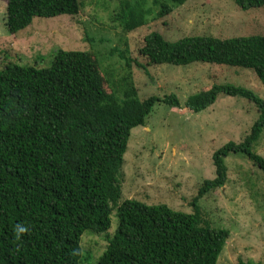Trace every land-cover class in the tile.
I'll list each match as a JSON object with an SVG mask.
<instances>
[{
    "label": "trees",
    "instance_id": "1",
    "mask_svg": "<svg viewBox=\"0 0 264 264\" xmlns=\"http://www.w3.org/2000/svg\"><path fill=\"white\" fill-rule=\"evenodd\" d=\"M147 1L120 0L113 19L125 32L143 26L151 13ZM233 1L242 11L264 8V0ZM5 2L4 25L11 35L34 17L75 16L80 10L79 0ZM169 12L162 3L157 17ZM86 54L57 49L45 68L8 63L0 69V264H81L84 232L107 234L111 229L93 264H216L228 231L203 222L197 208L188 214L162 204L121 201L130 131L144 126L158 99H138L129 82L125 89L105 92ZM139 55L150 65L203 62L244 68L264 84V36H187L171 42L150 32ZM219 94L252 102L258 118L242 142H229L213 153L215 178L203 182L194 203L225 185L223 159L231 153L245 155L264 175V159L251 151L264 132V100L245 88L214 84L190 95L184 108L201 112ZM163 102L180 107L174 95ZM41 121L65 125V130L55 141L39 145Z\"/></svg>",
    "mask_w": 264,
    "mask_h": 264
},
{
    "label": "rangeland",
    "instance_id": "2",
    "mask_svg": "<svg viewBox=\"0 0 264 264\" xmlns=\"http://www.w3.org/2000/svg\"><path fill=\"white\" fill-rule=\"evenodd\" d=\"M5 1L0 0V69L8 63L45 68L57 49L81 51L94 63L105 92L125 89L129 82L138 99H158L144 126L130 131L120 177L121 201L162 204L188 214L197 208L203 222L228 231L216 264H236L238 260L264 264V175L245 155H227L223 159L225 185L194 203L203 182L215 178L213 153L229 142L244 140L258 118L256 106L240 96L219 94L201 112L184 108L190 95L214 84L245 88L264 100V84L244 68L203 62L150 65L139 55L150 32L171 42L187 36H264V8L242 11L233 0H185L178 6L169 0L156 4L148 0L151 13L145 24L125 32L113 19L120 0H79L77 15L34 17L29 26L11 35L4 25ZM162 3L170 12L157 17ZM170 95L180 107L163 102ZM64 130L65 125L41 121L36 141L39 145L55 141ZM251 151L264 159V132ZM112 232H84L81 264H93Z\"/></svg>",
    "mask_w": 264,
    "mask_h": 264
},
{
    "label": "clouds",
    "instance_id": "3",
    "mask_svg": "<svg viewBox=\"0 0 264 264\" xmlns=\"http://www.w3.org/2000/svg\"><path fill=\"white\" fill-rule=\"evenodd\" d=\"M19 232H23V231H25V229L24 228H20V227H18V229H17Z\"/></svg>",
    "mask_w": 264,
    "mask_h": 264
}]
</instances>
